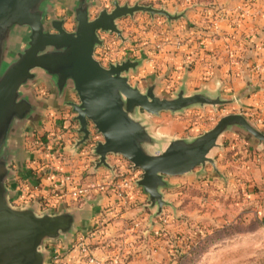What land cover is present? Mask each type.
<instances>
[{
  "label": "water",
  "instance_id": "water-1",
  "mask_svg": "<svg viewBox=\"0 0 264 264\" xmlns=\"http://www.w3.org/2000/svg\"><path fill=\"white\" fill-rule=\"evenodd\" d=\"M56 3L0 0V264H52L49 245L60 242L64 250L70 249L90 214V202L82 209L62 205L55 213L42 211L36 201L19 207L10 202L16 196L7 187L14 178L12 162L25 159L26 124L33 126L41 116L40 103L24 91L38 71L44 72L54 88L56 101L76 113L79 137L74 152L90 140L92 124L103 137L92 149L97 157L95 171L111 169L110 154L122 155L142 170L136 184L148 196V208L155 209L150 221L169 204L163 193L170 186L167 178L191 174L207 164L215 167L211 154L222 148L220 139L225 133L241 135L250 146L264 149V132L241 113L222 117L212 129L195 137L158 136L145 115L217 108L233 104L240 96L226 97L220 90L207 89L188 94L183 84L175 94L162 96L160 78L146 79L141 88L130 83V73H137L144 56L133 59L127 54L108 67L95 58L96 48L103 45L100 33L126 40L118 20L144 13L171 23L184 18L188 9L170 12L165 7L112 0V9L104 8L91 18L90 8L98 2L74 0L68 6L75 23L70 32L64 28V19L53 16ZM70 90L78 102L68 99Z\"/></svg>",
  "mask_w": 264,
  "mask_h": 264
},
{
  "label": "crops",
  "instance_id": "crops-1",
  "mask_svg": "<svg viewBox=\"0 0 264 264\" xmlns=\"http://www.w3.org/2000/svg\"><path fill=\"white\" fill-rule=\"evenodd\" d=\"M73 1L57 0L54 6L53 16L56 19L65 20L64 28L67 31L74 24L72 15L68 12V6ZM93 1H97L98 5L90 8L91 18L98 15L104 8L112 9V0ZM118 1L120 4L129 3L133 5L135 2H139L154 7H165L170 12H181L188 9L184 18L171 23H168L163 17L155 16L152 18L144 13H137L133 18L127 17L117 21L123 35L125 37L129 35L126 40L132 49H129V53L126 54H130L133 59L144 56V62L137 73L130 74L135 77L138 75L141 80L133 81L130 78L132 85L137 84L141 88L142 82L146 79L160 78L158 93H161L169 84L177 89L183 84L188 94L207 89L210 92L220 90L226 97L239 95V100L231 105L221 106L219 109L226 114L241 113L245 115L264 132V48L261 47L264 41V0ZM138 15L148 17L153 24L160 21V30L156 32L155 28H150L149 31L136 29L134 26L138 22ZM49 19L50 16H47V20ZM214 22L217 25L216 30H212ZM140 33H144L146 38H150L146 42L148 45L143 49L134 46L136 44L135 38ZM100 38L103 45L96 49V53L106 51L105 47L109 48L116 45V39L107 33H100ZM155 48H158L157 51H153ZM137 52L139 56L135 57ZM123 53L124 51L120 54ZM111 60L113 63L116 62L111 57L107 63H110ZM38 72V77L29 83L24 91L30 92L40 103L41 116L33 126L30 123L26 124L25 135L28 136L26 142L24 141L26 156L21 162H12L11 168L14 170V178L7 183V187L16 192V196L10 200L12 205L19 207L36 201L40 209L44 211L38 200L22 203L24 197L20 193L21 183L27 182L28 186L38 183L40 185L39 193L42 196L56 200L53 188L54 181L50 182L46 177L51 171L70 173L78 177L80 182H83L95 180L97 177L93 172H103V170L102 168L94 170L95 162H93L91 153L89 156V154L78 152L79 154L74 157L67 158L66 162H61L58 159H47L46 153H43L42 150L34 153L29 150V143L33 138L30 135L33 133L56 135L62 127L64 129L69 128L68 133L64 136L66 149H71L79 137L77 133L78 122L75 120L76 113L72 111L71 107L63 106L56 101L54 88L45 78L44 72ZM143 72L144 75H142ZM68 99L78 102L76 94L71 90L68 93ZM159 132L166 133L160 129ZM231 135L234 133L228 132L223 136L229 137ZM170 137L182 138L179 135H171ZM83 149L82 147L80 150ZM89 150L90 147L86 146L85 153H89ZM33 154L39 156V160L30 159ZM173 178H167L169 183H173ZM136 194L139 198L137 203L139 205L132 206L126 214L119 207L121 203H114L112 198L96 191L92 193L91 198L80 204L75 203L70 195H66L62 201H59L55 209L46 210L55 213L62 205L68 209H82L90 202L89 217L81 223L77 234H86L92 229L102 227L104 229L103 235L100 239L98 238L99 240L94 239L92 245L97 257L106 258L117 252V247L112 243L116 241V238L122 237L123 240L127 238L132 242L135 237L141 239L136 233L129 234L133 222L138 221L139 218L142 221V217L145 214L148 215L144 210L147 197L140 190ZM123 221L126 222V225H123L124 228L122 225L120 226ZM145 225L149 227V224ZM142 234L143 238L147 237V233ZM125 243L128 241L125 240ZM135 243V246L130 245L129 248L124 246L132 252L130 259L126 260L125 264H144L143 260L140 259L144 247ZM58 245L61 247L66 264H85L78 257L77 251L73 250V246L64 250L60 242ZM49 249L52 252V249ZM149 263L152 264L153 261H149Z\"/></svg>",
  "mask_w": 264,
  "mask_h": 264
},
{
  "label": "rangeland",
  "instance_id": "rangeland-1",
  "mask_svg": "<svg viewBox=\"0 0 264 264\" xmlns=\"http://www.w3.org/2000/svg\"><path fill=\"white\" fill-rule=\"evenodd\" d=\"M149 20L148 17L138 15V22L134 27L139 31L155 28L158 32L161 22L153 24ZM74 27L75 23L68 31H74ZM111 36L116 39V45L105 47L104 52L96 53L95 50L94 54L104 67L113 63L112 60L107 63L111 57L120 62L129 49H132L127 40L122 41L115 34ZM149 39L146 38V34L140 33L135 38L134 46L143 49L148 45L146 42ZM122 51L124 53L121 55ZM137 56L138 52L135 57ZM130 78L133 81L141 80L138 75L136 77L130 75ZM176 92L177 88L169 84L159 94L170 96ZM219 108L195 107L181 113L161 112L158 116L143 115L148 117L152 130L158 136L170 138L171 135H179L182 138H191L212 129L222 117L232 114H226ZM159 129L166 133L159 132ZM90 131V140L84 145L90 147L89 153H85L84 146L83 150H80L81 147L75 152L73 147L65 149L61 162H66L67 158L79 153L89 156L92 154V149L98 141H103V137L92 124ZM27 138L25 135V142ZM220 143L223 145L222 148L214 150L211 154L216 162L215 167L207 164L205 168H196L191 174L175 176L173 183L163 189L164 198L169 204L163 208L161 215L154 217L152 221L150 215L155 209L148 208V196L136 184L141 178V169L135 168L122 155L110 154L107 162L111 169L101 167L103 172H93L97 178L112 181L130 169L129 176L133 179V186L129 189L130 200L128 204H119L125 214L132 206L139 205L137 204L139 198L136 196L138 190L147 197L144 210L148 215L145 214L142 221L139 218L141 227L135 229L137 231L129 232L131 235L136 233L141 239L135 237L132 242L127 238L123 240L122 237H115L116 241L112 242L118 249L114 255L121 257L124 264L132 255L131 250L124 246L129 248L135 241L144 247L140 258L144 264H148L149 261H153L152 264H264V149L250 146L245 138L237 134L222 136ZM30 159L39 160V156L33 154ZM96 160L97 157L93 155V162ZM124 221L120 224L122 228L124 224L126 225ZM145 224H149V227ZM142 233H147V237L143 238ZM125 240L128 243H125Z\"/></svg>",
  "mask_w": 264,
  "mask_h": 264
},
{
  "label": "built area",
  "instance_id": "built-area-1",
  "mask_svg": "<svg viewBox=\"0 0 264 264\" xmlns=\"http://www.w3.org/2000/svg\"><path fill=\"white\" fill-rule=\"evenodd\" d=\"M216 29L217 25L214 22L212 24V30ZM261 47L264 48V41ZM68 129H64V127H62L56 135H37V133L31 134L30 136L33 138L30 140L29 150L33 152H40V150H43L42 152L46 153L47 159L53 158L61 160L64 155V150L66 149L64 145V136L68 133ZM129 173H131V171L130 169H127L126 172H122L120 174L117 180L112 179V181L107 178L99 177L92 181L80 182L78 177L70 173L51 171L46 177L50 182L54 181V195L57 199L51 200L42 196L39 193L40 185L38 183L28 186L27 182H23L21 183L22 185L20 189L21 196L23 195L24 197V201L22 203L38 200L43 210L55 209L59 201H62V198L66 195H70L75 203L80 204L91 198L92 193L96 191L98 193L105 194L112 199L114 198V203L119 202L123 205L128 204L131 195L129 189L133 186V179L129 176ZM140 227L141 222L135 221L130 228L135 230ZM103 232L104 229L102 227H97L86 234H77L73 241V250L77 251L78 257L85 264H124L122 258L116 257L114 254L106 258H99L94 253L92 242L94 239H100ZM49 248L52 249V264H66L60 245L57 244L50 246Z\"/></svg>",
  "mask_w": 264,
  "mask_h": 264
}]
</instances>
